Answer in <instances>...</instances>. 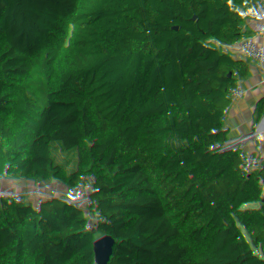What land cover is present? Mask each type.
I'll return each mask as SVG.
<instances>
[{
  "label": "trees",
  "instance_id": "16d2710c",
  "mask_svg": "<svg viewBox=\"0 0 264 264\" xmlns=\"http://www.w3.org/2000/svg\"><path fill=\"white\" fill-rule=\"evenodd\" d=\"M152 7L0 0V264H173L182 255L194 203L210 201L175 173L207 165L188 132L235 114L185 97L152 105L155 79L190 91L194 64L220 66L253 110L264 109V85L226 52L157 51L134 37L129 16ZM234 239L230 224L217 235L219 246Z\"/></svg>",
  "mask_w": 264,
  "mask_h": 264
},
{
  "label": "built area",
  "instance_id": "2783aa9c",
  "mask_svg": "<svg viewBox=\"0 0 264 264\" xmlns=\"http://www.w3.org/2000/svg\"><path fill=\"white\" fill-rule=\"evenodd\" d=\"M234 13L237 25L246 30L248 38L264 39V27L258 23L255 17L248 14L246 7L239 5ZM128 22H134L132 33H149L155 37L163 35L170 38L180 37L183 39L182 44L186 51L195 49L197 46L198 38L193 33V27L198 26V23L193 26L189 25L171 15L156 12L154 7L130 15ZM226 54L225 61L227 63L242 61V72L251 80L260 82L261 66L264 64V46L263 55L252 53L245 56L242 47L229 49ZM155 83L158 86L156 98L160 103H170L185 97L190 107L215 108L220 103H225L233 107L235 114L233 120L216 121L213 127L201 133L189 130L190 138L204 149L203 160L207 165L204 164L192 175H184L179 171H175V173L184 181L193 182L198 188L216 193L222 201V211L225 214L233 209L238 210L239 202L263 197L264 188L250 186L248 191L241 196L239 202L233 204L230 198L233 185L228 175L231 171L247 169L248 162L253 156L264 163V109H251L250 103H246L240 97L236 85L226 77L220 66L216 73L211 74L208 85L196 82V87L190 91H187L182 84L167 85L162 79H155ZM194 207L196 213L188 219L187 224L191 233L184 240L182 255L179 258H174L173 264L180 262L190 264L191 262L188 243L191 235L205 224L203 207L198 202L194 203ZM245 219L246 216L239 212L236 219L230 222L235 238L240 241H248L258 263L264 264V232L253 235L239 230L237 221ZM252 223L259 226L261 221L253 219ZM246 255L247 253L241 250L226 258L215 253L212 261L204 264H235L237 259L244 258Z\"/></svg>",
  "mask_w": 264,
  "mask_h": 264
},
{
  "label": "crops",
  "instance_id": "0c3cea01",
  "mask_svg": "<svg viewBox=\"0 0 264 264\" xmlns=\"http://www.w3.org/2000/svg\"><path fill=\"white\" fill-rule=\"evenodd\" d=\"M155 8H161L169 15L183 22L198 26L193 27V33L198 38L196 50L227 52L235 47L244 48L245 56L252 53L263 55L264 39H250L246 30L237 25L235 10L237 6L246 7L249 15L255 17L264 27V0H142ZM134 37L153 39L157 45H164L168 50L183 43L180 37L170 38L167 35L152 36L149 33H133ZM264 85V64L261 66V80ZM248 168L243 171H231L228 178L233 190L231 201L239 202L250 186L264 188V163L257 157H251ZM210 201L203 207L205 224L196 230L188 243L190 264H204L212 261L215 253L222 258L233 255L241 250L247 253L246 257L237 259L235 264H259L251 250L248 241L236 238L231 242L217 243L219 231L236 219L239 212L246 216L245 220L237 221L238 229L245 233L257 235L264 232V196L239 202L238 210H231L227 214L222 211V201L219 196L210 192ZM253 219L261 221L259 226L252 223Z\"/></svg>",
  "mask_w": 264,
  "mask_h": 264
},
{
  "label": "water",
  "instance_id": "95a60500",
  "mask_svg": "<svg viewBox=\"0 0 264 264\" xmlns=\"http://www.w3.org/2000/svg\"><path fill=\"white\" fill-rule=\"evenodd\" d=\"M157 51H165L168 50L166 46L164 45H157L156 46ZM240 66H242L243 62H238ZM212 72L210 70L200 69L196 64L193 65V75L195 76L196 82H201L205 85H208L210 83ZM149 103L152 105H155L156 103V97L155 95H152L149 98ZM155 149V148H154ZM135 159H138V157H134Z\"/></svg>",
  "mask_w": 264,
  "mask_h": 264
}]
</instances>
